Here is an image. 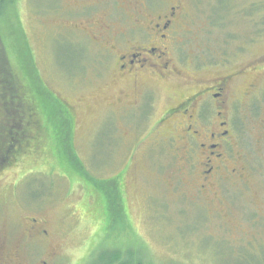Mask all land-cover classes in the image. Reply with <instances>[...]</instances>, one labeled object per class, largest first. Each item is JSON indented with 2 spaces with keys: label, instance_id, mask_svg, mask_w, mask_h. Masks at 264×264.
Segmentation results:
<instances>
[{
  "label": "rangeland",
  "instance_id": "1",
  "mask_svg": "<svg viewBox=\"0 0 264 264\" xmlns=\"http://www.w3.org/2000/svg\"><path fill=\"white\" fill-rule=\"evenodd\" d=\"M129 1L17 0L6 10L12 17L6 49L18 66L36 64L42 86L20 68L38 107L32 112L26 108L32 98L23 103L16 94L0 105V227L15 243L25 211L39 208L55 228L58 264H110L113 254L131 264H264V92L237 105L231 119L237 166L249 183H219L222 201L212 204L197 193L176 143L153 130L169 97L180 98L196 83L160 84L149 101L129 106L136 94L120 83L103 50L106 40L112 44L133 28ZM186 5L171 56L179 67L236 68L264 59V0ZM46 93L73 108V141L52 121L56 115L66 123L51 111ZM114 184L121 188L122 216L111 215Z\"/></svg>",
  "mask_w": 264,
  "mask_h": 264
},
{
  "label": "flooded vegetation",
  "instance_id": "2",
  "mask_svg": "<svg viewBox=\"0 0 264 264\" xmlns=\"http://www.w3.org/2000/svg\"><path fill=\"white\" fill-rule=\"evenodd\" d=\"M187 2L130 0L126 17L136 24L116 36L112 44L106 40L108 47L103 50L112 57L113 70L120 83L131 86L136 94L129 106L140 107L144 100L149 101L148 94L160 84L184 79L189 84L196 83L197 86H191L180 98L169 97L153 130L176 143L183 169H191L196 178L197 193L208 197L213 204L222 201L215 191L219 183L232 181L243 186L249 183L244 168H238L231 119L237 105L247 104L248 100L263 94L264 59L246 62L236 68L192 67L190 63L188 71L195 75L191 77L171 57L176 44V28L186 13ZM140 22L147 24L140 25ZM80 30L87 31L85 28ZM109 45L113 48L108 49ZM206 74L212 76L205 77ZM122 100L118 103L122 104ZM62 105L65 109L60 110L61 115L69 126H63L61 131L68 141H73L76 116L72 107L66 103ZM25 134L30 135V132ZM25 212L23 229L15 243L12 242L13 234L0 227V264H58L61 256L55 250L54 226L39 208H29Z\"/></svg>",
  "mask_w": 264,
  "mask_h": 264
},
{
  "label": "trees",
  "instance_id": "3",
  "mask_svg": "<svg viewBox=\"0 0 264 264\" xmlns=\"http://www.w3.org/2000/svg\"><path fill=\"white\" fill-rule=\"evenodd\" d=\"M16 1L17 0H0V44L4 48V54L6 57V59L5 58H2V60L0 59V105L4 106V104L7 103L6 102L7 100H5L7 94L12 95L13 97L16 94L17 96L20 97V99H22L21 102H23V103H25V102L29 103V100H27V97H31L32 100L34 101L33 102L34 105L33 106L26 105V104L25 105H26L27 109L33 110L32 112H34L35 109L38 107L39 102L37 103V99L35 97V94H33V91L30 89V85L33 83H29L27 80H25L26 78L23 75V73L21 72V69L25 70V71L27 70L28 74H29V71H31L32 75L30 74V76L35 78L37 86H42V83L39 79L36 64H34V62L33 63L31 62L29 69H27L25 66L20 67L17 64H15L14 61L12 60V57H10V55H9L10 52H9V50L6 49V46H5L4 41H3L4 40V37H3L4 36V29H6V26L8 25L7 23L10 22L11 18H12V17H10V18L8 17V15L6 14V10L12 9L15 6ZM22 31H23V28H22ZM23 34L25 35L24 32H23ZM25 50L27 52L32 51V49L30 50L29 43H27L26 40H25ZM29 57L30 58L32 57L31 59L33 60V55L29 54ZM40 90H42V91H40ZM40 90H39L40 92L38 94L41 95V94L45 93L44 89H40ZM46 94H47V97L49 98V101L51 104V111L54 113V115L56 113H59V115H61L60 110L65 109V106L62 105L63 103L53 93H46ZM52 98H54L55 100L52 101ZM16 102L17 101H12L11 104H16ZM33 115L37 117L36 113H33L32 116ZM55 117H56V115H55ZM55 117H52V121L55 120V126L59 127L61 130H63L62 123L58 122ZM36 124H38V123H36ZM67 124L69 126V123H65L64 126H66ZM55 130L57 131L56 127H55ZM62 168H64V167H62ZM75 179H76V177H75ZM75 179L71 178V180H75ZM113 180L115 181V179H113ZM113 180H111L109 182L113 183ZM117 180H118V178H116V181ZM80 183L82 184L81 181H80ZM106 185H107V183H106ZM102 186H104V184H102ZM114 189H115L116 196L113 195V197L110 198L111 215L116 216L119 213L122 216L121 213L124 214V210H123L124 206H123L122 198H121V196H122L121 195V188H119L118 185L114 184ZM121 209H122V211H121ZM124 219H126L125 215H124ZM110 264H131V263L126 262V261L122 262L121 256H119V254H113L110 257Z\"/></svg>",
  "mask_w": 264,
  "mask_h": 264
}]
</instances>
